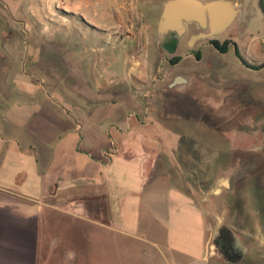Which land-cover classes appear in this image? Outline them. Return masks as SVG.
Returning <instances> with one entry per match:
<instances>
[{
  "label": "rangeland",
  "instance_id": "374dc122",
  "mask_svg": "<svg viewBox=\"0 0 264 264\" xmlns=\"http://www.w3.org/2000/svg\"><path fill=\"white\" fill-rule=\"evenodd\" d=\"M162 1L0 0V119L6 110L13 119L22 115L26 123L40 119L32 118L36 112L48 124L52 111L60 106L83 122L96 111L94 105L100 99L119 101L105 107L101 121L90 123L91 129L105 133L107 148L112 149V139L120 136L114 129L108 131L111 115L116 116L113 124L119 129L133 125L135 132L164 135L151 142L135 139L131 147L135 151L138 146L161 149L159 167L165 176L173 185L181 183L198 202L199 186L210 185L221 193L223 201L216 204L217 211L220 205L218 218L206 214L210 229L216 222L225 225L246 248L241 261L231 262L219 254L212 233L209 261L264 264V183L262 188L253 185L248 189L244 211L237 212L230 182L234 174L227 169L229 145L212 130L215 120L236 126L239 122L251 137L246 140L239 132H230L233 144L259 146L264 157V66L259 67L264 61V12L259 0H235L241 11L231 25L237 29L233 41L241 56L259 68L245 66L233 46L226 52L204 47L199 60L182 54L171 66L172 56L161 50L157 36ZM189 68L199 72V95L193 96L194 101L164 91L167 79L158 81V76H172ZM245 102L251 105L250 111H246ZM161 114L171 120L162 121ZM88 120L84 122L89 124ZM34 142L29 136L23 144ZM86 146V141L81 142L79 148ZM51 209L45 207L39 220L25 223L44 228L36 240L39 264H51L49 259L67 255L52 245L56 234L76 245L81 255L77 264L170 261L166 260L167 250L163 255L153 243L127 235H101L97 223L74 221ZM169 264L177 263L171 259Z\"/></svg>",
  "mask_w": 264,
  "mask_h": 264
},
{
  "label": "crops",
  "instance_id": "0c3cea01",
  "mask_svg": "<svg viewBox=\"0 0 264 264\" xmlns=\"http://www.w3.org/2000/svg\"><path fill=\"white\" fill-rule=\"evenodd\" d=\"M117 102L97 101L96 111L84 120L89 124L60 106L52 111L53 119L48 124L36 112L32 118L40 119L25 123L22 115L13 119L4 110L0 119V264H39L36 240L44 228L25 223L39 220L48 206L68 219L97 223L101 235H127L153 243L161 252L167 250L166 260L177 264H213L208 259L212 253L208 242L213 234L216 242L222 224L216 222L210 229L206 214L218 218L220 205L217 211L216 204L223 201L221 193L210 185L199 186L198 202L180 187L181 183L173 185L159 167L161 149L138 146L135 151L131 147L135 139L151 142L164 135L135 132L133 125L119 129L113 124L114 115L108 131L114 129L120 136L112 139V149L107 148L105 133L91 129L90 123L101 121L105 107ZM166 114L159 116L162 121L171 120ZM212 130L229 145L230 154L235 146L230 132L234 131ZM29 136L35 139V145L23 144ZM85 141L86 149L81 150L79 145ZM148 159L153 162L148 163ZM60 203H67V207H56ZM63 239L56 234L52 245L64 249L67 255L49 259L51 264H77L81 261L78 248Z\"/></svg>",
  "mask_w": 264,
  "mask_h": 264
},
{
  "label": "water",
  "instance_id": "95a60500",
  "mask_svg": "<svg viewBox=\"0 0 264 264\" xmlns=\"http://www.w3.org/2000/svg\"><path fill=\"white\" fill-rule=\"evenodd\" d=\"M241 4L235 0H164L157 21V36L161 41L165 34H177L174 38L161 43L168 55L177 53L178 35L187 32L190 24H195L208 32L192 35L190 43L199 38H218L236 19ZM233 248L241 250L238 240Z\"/></svg>",
  "mask_w": 264,
  "mask_h": 264
},
{
  "label": "flooded vegetation",
  "instance_id": "af4514ba",
  "mask_svg": "<svg viewBox=\"0 0 264 264\" xmlns=\"http://www.w3.org/2000/svg\"><path fill=\"white\" fill-rule=\"evenodd\" d=\"M202 1H205V0H202ZM232 23L227 27V29L218 38H209V37L199 38V39L194 40L193 43H190V39L192 35L197 34L201 31L202 32H208V31L202 29L201 27L195 24H190L187 32H185L182 35H178L179 42L177 45V53L171 56H179V59L171 66L177 64L180 61L181 59L180 55L182 54L183 56H192L195 58V60H199L201 58L202 49L204 47H213L217 51L226 52L229 47L233 46L234 53H235L236 46L233 41V36L236 35L237 29L231 28ZM176 35L177 34H174V35L171 34V32L165 34L164 38L160 41V48L162 51H164V49L162 48L161 43L163 41L171 40ZM213 41H218L221 45L225 44L226 49L223 51L219 50L215 46ZM166 55L168 54L166 53ZM169 76L170 75L162 74L160 77L158 76L157 79L158 81L167 79V81L164 84L165 86L164 91L168 92L171 96H173L172 93H175L174 95L181 98L183 101H194L193 96L199 95V72L198 71L190 70L189 68L185 72L181 71V72H178V74H173L170 77ZM197 101H199V97ZM215 240L217 243V250L219 254L221 256H224L225 259H228L230 261L236 262L237 260L241 259L246 252V248L242 245L238 237H236V235L225 225H221L219 227ZM235 240H238L243 246L241 250H237L233 248V244Z\"/></svg>",
  "mask_w": 264,
  "mask_h": 264
},
{
  "label": "trees",
  "instance_id": "16d2710c",
  "mask_svg": "<svg viewBox=\"0 0 264 264\" xmlns=\"http://www.w3.org/2000/svg\"><path fill=\"white\" fill-rule=\"evenodd\" d=\"M261 9L264 12V0H259ZM215 46L223 51L226 49V45H221L218 41H213ZM236 46V45H235ZM236 56L242 61L245 66L251 68H259L264 66V61L258 67L257 65H251L246 61L240 54L238 47L235 49ZM179 59V56H172L169 61L171 64H174ZM247 104V103H244ZM251 105L247 104L246 111H250ZM163 114H161L162 116ZM225 121H220L219 123L213 121V128L223 132V131H234L239 132L247 138L251 137L250 131L245 130V126H239V122L236 125L226 123ZM238 128V130H234ZM253 136V135H252ZM260 137V135H258ZM255 138V137H254ZM253 138V139H254ZM260 140V139H259ZM230 162L228 166L230 174L234 177L231 179V189L234 194V205L237 212L244 211V204L246 202L247 191L251 186H255L257 189L263 187L264 183V157L260 151V147L256 145H251L248 147L244 146H233L230 153ZM64 207H67V203L63 204Z\"/></svg>",
  "mask_w": 264,
  "mask_h": 264
}]
</instances>
